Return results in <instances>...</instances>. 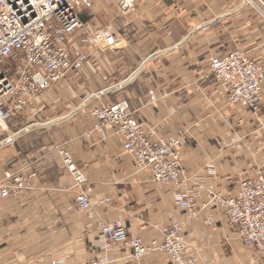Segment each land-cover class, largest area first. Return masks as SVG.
Wrapping results in <instances>:
<instances>
[{
	"label": "crops",
	"instance_id": "1",
	"mask_svg": "<svg viewBox=\"0 0 264 264\" xmlns=\"http://www.w3.org/2000/svg\"><path fill=\"white\" fill-rule=\"evenodd\" d=\"M118 1L93 0L81 14L96 27L111 23L115 46L90 53L79 71L0 128V176L7 170L26 181L16 197L0 199V264H77L96 255L108 264H132L123 245L103 248L101 225L111 221L146 243L160 238L155 223L178 221L198 264H264V256L242 244L206 197L207 189L230 193L264 171V88L257 109H249L230 103L211 79L202 91L194 84L213 53L241 48L264 64V9L244 0H135L123 12ZM151 92L157 101L148 102ZM119 100L160 134L185 132L183 173L204 179L206 188L196 214L173 202L171 185L136 167L113 126L94 128L92 108ZM59 147L89 177L92 217L77 210V190ZM208 215L211 225L204 221ZM144 261L170 264L163 252Z\"/></svg>",
	"mask_w": 264,
	"mask_h": 264
},
{
	"label": "built area",
	"instance_id": "2",
	"mask_svg": "<svg viewBox=\"0 0 264 264\" xmlns=\"http://www.w3.org/2000/svg\"><path fill=\"white\" fill-rule=\"evenodd\" d=\"M134 2L119 0L118 8L125 12ZM244 3L264 9V0H244ZM92 6L93 0H0V128H4L10 116L79 71L90 53L115 46L117 36L111 23L96 27L82 19V12ZM208 79L221 86L230 103L257 109L264 88V64L241 48L213 53L208 56L206 71L194 83L195 90L202 91L203 82ZM157 100L151 92L148 102ZM91 114L97 120L94 126L97 131H103L106 125L113 126L122 150L132 157L136 167L148 170L155 182L171 185L173 202L190 215L196 214L197 200L206 189L205 181L183 173L180 151L184 131L160 134L155 126L139 120L126 100L97 105ZM58 151L77 190V210L92 217L87 173L67 149L59 147ZM213 168L214 163L207 165L208 170ZM187 182L193 186L188 187ZM25 187L22 175L6 170L0 176V199L16 197ZM206 192L208 201L213 202L242 244L264 256V171L254 178L243 179L233 192L209 189ZM109 201L107 197L100 203ZM213 219L208 215L204 221L211 225ZM153 226L160 238L146 243L120 222L103 223L100 229L103 248L123 245L129 249L132 264H146L145 257L153 252L165 253L170 264H198L197 258L188 252L184 224L168 221ZM77 264H108V261L96 255Z\"/></svg>",
	"mask_w": 264,
	"mask_h": 264
},
{
	"label": "rangeland",
	"instance_id": "3",
	"mask_svg": "<svg viewBox=\"0 0 264 264\" xmlns=\"http://www.w3.org/2000/svg\"><path fill=\"white\" fill-rule=\"evenodd\" d=\"M88 13H89L88 18H90V15H91V18H93L91 21L95 23L98 20V18L94 14H91V12H88Z\"/></svg>",
	"mask_w": 264,
	"mask_h": 264
}]
</instances>
